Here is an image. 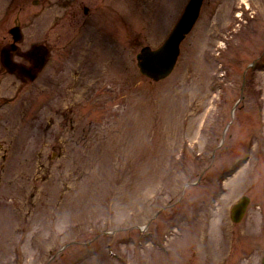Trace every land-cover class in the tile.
<instances>
[{
	"label": "rangeland",
	"instance_id": "374dc122",
	"mask_svg": "<svg viewBox=\"0 0 264 264\" xmlns=\"http://www.w3.org/2000/svg\"><path fill=\"white\" fill-rule=\"evenodd\" d=\"M188 1L118 0L107 16L98 0L94 45L55 103L44 71L27 79L0 123V264H261L264 0H204L174 71L153 81L136 54ZM17 2L25 47L42 44V5Z\"/></svg>",
	"mask_w": 264,
	"mask_h": 264
},
{
	"label": "flooded vegetation",
	"instance_id": "af4514ba",
	"mask_svg": "<svg viewBox=\"0 0 264 264\" xmlns=\"http://www.w3.org/2000/svg\"><path fill=\"white\" fill-rule=\"evenodd\" d=\"M117 1L110 0V6L101 11L102 15L107 13L108 16L114 2ZM32 2L42 5V15L46 22L45 41L41 44L45 55L41 67H37L32 48L25 47L26 23L19 20L17 0H0V123L6 119L9 121L14 119L15 109H18L19 91L28 82V78L36 79L42 71L47 84L46 104L49 107L53 104H50L51 102L55 103L64 83L63 75L67 64L73 62L81 44L88 42L94 45L95 42L98 0H32ZM22 7L25 10L21 19H32L33 11L28 12L26 7L21 6V9ZM16 28L18 29L15 30ZM59 38L64 41L62 48L57 44ZM82 53L81 63L93 59L92 50H84ZM51 77H54V80L51 81ZM18 80L20 84L17 86Z\"/></svg>",
	"mask_w": 264,
	"mask_h": 264
},
{
	"label": "water",
	"instance_id": "95a60500",
	"mask_svg": "<svg viewBox=\"0 0 264 264\" xmlns=\"http://www.w3.org/2000/svg\"><path fill=\"white\" fill-rule=\"evenodd\" d=\"M202 4L203 0H189L181 17L163 44L154 49L149 45L141 48L136 57L140 71L144 75L154 81H159L171 74L180 55L181 42L196 23ZM31 52L37 60V67H41L45 55L44 47L37 45ZM31 76L33 77V75ZM249 201L250 198L248 196H243L232 207L231 218L233 221L239 222L242 219ZM262 264H264V256Z\"/></svg>",
	"mask_w": 264,
	"mask_h": 264
},
{
	"label": "bare ground",
	"instance_id": "6f19581e",
	"mask_svg": "<svg viewBox=\"0 0 264 264\" xmlns=\"http://www.w3.org/2000/svg\"><path fill=\"white\" fill-rule=\"evenodd\" d=\"M237 174H239V172H236L235 175H234V177H235Z\"/></svg>",
	"mask_w": 264,
	"mask_h": 264
}]
</instances>
